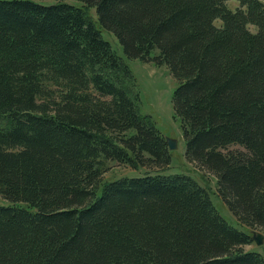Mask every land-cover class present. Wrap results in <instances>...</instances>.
Returning a JSON list of instances; mask_svg holds the SVG:
<instances>
[{"label":"trees","instance_id":"obj_1","mask_svg":"<svg viewBox=\"0 0 264 264\" xmlns=\"http://www.w3.org/2000/svg\"><path fill=\"white\" fill-rule=\"evenodd\" d=\"M226 1L0 0V264H264L243 248L264 229V0ZM97 24L167 66L185 158L243 229L193 174H164ZM108 161L145 172L106 181Z\"/></svg>","mask_w":264,"mask_h":264},{"label":"rangeland","instance_id":"obj_2","mask_svg":"<svg viewBox=\"0 0 264 264\" xmlns=\"http://www.w3.org/2000/svg\"><path fill=\"white\" fill-rule=\"evenodd\" d=\"M226 5L231 10H234L240 5V0H227ZM89 15L95 20V9L91 8L88 11ZM216 25L220 24L219 20L215 21ZM99 27V25L97 24ZM254 30V26H249ZM101 35L106 39L112 49L122 57L127 63L135 82H133V90L140 93V102L138 104L141 114H147L152 117L156 127L165 137L173 138L176 141V147L170 150L171 163L169 168L164 171V174L180 173L187 171L193 174L199 182H202L210 192V197L219 213L232 225L243 229L237 222L229 208L221 200L217 194L216 178L213 174L200 169L195 164L189 162L185 158V141L183 138L180 120L174 114L172 105L173 89L175 80L165 64L155 65L151 62H144L138 58H127L124 54L121 44L114 34L104 28L99 27ZM231 148L239 147L232 145ZM109 170L103 175V180H113L121 176H138L145 172V169L131 170L130 167L108 161ZM147 170V169H146ZM155 171L154 169H151ZM148 171V170H147ZM1 201V199H0ZM264 234V229L260 231ZM245 250H253L264 256V241L257 245L254 241L249 245H244Z\"/></svg>","mask_w":264,"mask_h":264},{"label":"water","instance_id":"obj_3","mask_svg":"<svg viewBox=\"0 0 264 264\" xmlns=\"http://www.w3.org/2000/svg\"><path fill=\"white\" fill-rule=\"evenodd\" d=\"M168 148L170 150L174 149L176 147V141L173 138L165 137ZM252 240L257 244L260 245L264 241V234L262 232L253 231L251 233Z\"/></svg>","mask_w":264,"mask_h":264}]
</instances>
